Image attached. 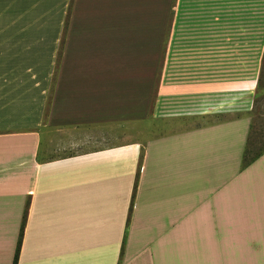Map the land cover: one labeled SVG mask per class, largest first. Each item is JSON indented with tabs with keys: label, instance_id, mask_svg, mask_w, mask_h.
Masks as SVG:
<instances>
[{
	"label": "crops",
	"instance_id": "obj_1",
	"mask_svg": "<svg viewBox=\"0 0 264 264\" xmlns=\"http://www.w3.org/2000/svg\"><path fill=\"white\" fill-rule=\"evenodd\" d=\"M263 57L264 0H0V264H264Z\"/></svg>",
	"mask_w": 264,
	"mask_h": 264
},
{
	"label": "rangeland",
	"instance_id": "obj_2",
	"mask_svg": "<svg viewBox=\"0 0 264 264\" xmlns=\"http://www.w3.org/2000/svg\"><path fill=\"white\" fill-rule=\"evenodd\" d=\"M259 151H264V57L260 73L259 89L256 106L252 113L251 129L247 142V155L251 158ZM72 154L75 152H71ZM67 154L65 152H49L47 157H57Z\"/></svg>",
	"mask_w": 264,
	"mask_h": 264
},
{
	"label": "trees",
	"instance_id": "obj_3",
	"mask_svg": "<svg viewBox=\"0 0 264 264\" xmlns=\"http://www.w3.org/2000/svg\"><path fill=\"white\" fill-rule=\"evenodd\" d=\"M256 101H257V99H256ZM256 101H255V106H256ZM263 153H264V151H259L258 153H256L255 155H253L251 158H248V155H247L248 154L247 153V146H246L244 164L247 165V164L251 163L252 161H254L255 159H257L258 157H260ZM17 260H18V254H16V256L14 258V261H13V264H17Z\"/></svg>",
	"mask_w": 264,
	"mask_h": 264
}]
</instances>
